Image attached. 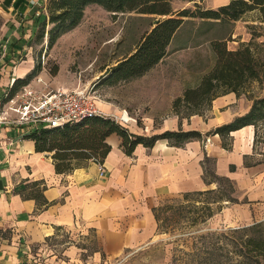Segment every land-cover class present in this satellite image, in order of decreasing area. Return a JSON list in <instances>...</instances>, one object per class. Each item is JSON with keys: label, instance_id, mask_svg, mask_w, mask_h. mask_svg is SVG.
Instances as JSON below:
<instances>
[{"label": "crops", "instance_id": "1", "mask_svg": "<svg viewBox=\"0 0 264 264\" xmlns=\"http://www.w3.org/2000/svg\"><path fill=\"white\" fill-rule=\"evenodd\" d=\"M227 2L222 0L218 7ZM1 4L9 18L0 39V103L14 80L26 76L34 66L30 42L42 24L47 0H1ZM237 45L228 49L235 50ZM157 64L134 79L144 78ZM257 84L253 81L240 95L232 91L219 94L203 114L189 118H179L172 111V101L182 91L169 95L167 101L161 85L149 94L138 90L135 113L146 109L143 126L121 122L131 133L149 136L164 130H198L201 138L185 141L180 147L166 139L150 148L138 144L127 155L121 138L112 133L106 138L111 150L102 160L101 174L93 159L67 173L56 172L51 153L35 150L27 127L0 122V264H81L75 245L65 246L61 258L54 254L46 260L40 257L47 241L64 235L75 240V232L96 242L97 247L87 256L93 264L107 263L126 250L151 244L161 236L155 207L184 193L216 187L214 182H205L204 157L210 158L207 165L217 176L229 178L233 184L235 201H225L221 210L230 224L247 226L264 220V119L262 142L256 145L251 124L231 131L225 139L214 133L217 126L247 113L253 100L264 96ZM116 112L119 107L115 106L105 114L118 120Z\"/></svg>", "mask_w": 264, "mask_h": 264}, {"label": "rangeland", "instance_id": "2", "mask_svg": "<svg viewBox=\"0 0 264 264\" xmlns=\"http://www.w3.org/2000/svg\"><path fill=\"white\" fill-rule=\"evenodd\" d=\"M221 1L198 2L204 8H217ZM170 6L174 12L183 8H194V5L186 0H171ZM163 17L143 14L137 10L112 12L96 4H89L85 7L83 18L78 25L63 36L60 35L52 44L48 43V31L52 24H40L30 42L31 54L34 57L33 68L38 65L39 69L28 83L46 88L84 89L95 96L102 113H109L116 106L119 107V112L116 113L119 114L120 122L126 125L133 122L143 126L142 117L146 109L142 107L135 113L134 97L140 93L138 90L149 94L157 90L156 86L161 85L167 101L170 100L169 95L179 91H182L181 96L184 89L197 85L200 78L213 67L216 55L211 49V40L224 37L227 40V49L236 43L238 48L240 42L250 41L255 29L259 36L254 40L256 44L252 45V49L256 51L259 61L264 62V27L252 30L250 27L258 25L248 16L236 23L229 21L223 25L198 17L184 18L175 38L166 48L167 54L144 78H133L117 84L99 83V78L109 70L108 68L115 66L117 60L125 57L136 46L141 36L152 27L154 21ZM8 18L9 14L0 0V39ZM263 71L261 69L260 73ZM260 80L262 82L257 80V91L263 93L262 75ZM252 85L253 81H249L245 88ZM222 91L224 89L218 87L214 92L219 94ZM203 106L205 105L199 107V110H203ZM179 109L183 118H189L190 109L183 106ZM125 115H128L129 119L121 120L120 117ZM86 163L87 160H74L73 165ZM213 196L194 195L187 199L171 198L161 202L157 212L160 220L157 231L161 235L158 240L126 250L122 256L107 263L96 264H231V258L236 256L231 253L229 231L243 225L230 224L227 213L221 212L226 206L225 201L222 202L220 210L216 209L217 204H213L210 209L204 208L201 200L210 201ZM210 212V215L215 213L208 219ZM74 238L75 240H72L64 235L47 241L40 251L41 260H46L52 254L61 258L65 246L75 245L79 248L81 264H93L87 259L97 247L93 237L86 239L75 232Z\"/></svg>", "mask_w": 264, "mask_h": 264}, {"label": "trees", "instance_id": "3", "mask_svg": "<svg viewBox=\"0 0 264 264\" xmlns=\"http://www.w3.org/2000/svg\"><path fill=\"white\" fill-rule=\"evenodd\" d=\"M171 0H47L46 13L42 21L52 24L48 31V43L52 44L63 33L76 27L84 15L85 7L89 4H96L108 11H131L137 10L143 14H151L162 19H156L150 29L147 30L133 48L129 55L120 59L117 64L110 68L99 79V83L115 84L122 80H131L148 72L155 64L160 62L167 54L166 48L173 39L174 34L183 24L184 18L198 17L203 20H212L223 25L229 21H238L245 16L256 21L258 26L264 27V0H228L217 8H204L198 1L186 0L194 5V8H183L173 11L170 6ZM46 18V19H45ZM255 30V29H254ZM253 30V35L248 42H240L235 50L227 49V40H211V49L216 55V61L207 74L202 76L199 83L194 87L184 89L181 96L176 98L172 104V111L179 118L180 106L190 109L188 115L203 114L212 99L217 95L232 91L236 95L243 92L249 81L258 80L262 82L264 77V62L259 61L257 53L252 49L258 33ZM263 35V34H262ZM39 69L38 65L23 78H17L9 88V94L15 93L21 86L28 84L33 74ZM224 89L222 93L216 94V88ZM202 105L204 109L199 110ZM188 118V117H187ZM264 119V96L255 98L247 113L236 117L232 121L217 126L214 133H218L225 139L231 131L241 129L244 125L255 126V145L262 142ZM115 133L121 138L120 145L123 151L130 155L138 144L145 147L153 146L157 140H167L174 146L180 147L185 141L201 138L198 130H164L160 134L142 135L131 133L120 121L109 115H92L83 120L65 124L62 127L42 128L32 131L28 137L34 142L37 152H50L54 162L55 171L67 173L74 167V160H102L111 150V146L106 142V138ZM228 144L224 142L226 147ZM204 179L208 183H216V187L210 190L188 192L183 194V198L190 196H212L210 201H202L204 208L210 209L213 204H217L216 209L220 210L223 201H235L232 193L233 184L229 178L217 176L207 165L210 158L204 157ZM84 165V164H83ZM42 199V198H41ZM41 204H47L42 202ZM161 206L154 208V217L159 219L157 212ZM215 213V212H214ZM213 213V214H214ZM209 213V218L212 217ZM229 231L231 234V264H264V220L252 223L247 226L235 228ZM239 232L243 234L240 235ZM223 235V234H222ZM221 235V236H222ZM232 256V257H233Z\"/></svg>", "mask_w": 264, "mask_h": 264}, {"label": "built area", "instance_id": "4", "mask_svg": "<svg viewBox=\"0 0 264 264\" xmlns=\"http://www.w3.org/2000/svg\"><path fill=\"white\" fill-rule=\"evenodd\" d=\"M11 114L14 115L12 120ZM92 115L104 113L100 111L95 96L84 89L37 88L28 83L11 95L8 89L0 103V122L14 121L31 132L42 128L62 127ZM120 118L125 121L123 116ZM208 141L207 138L205 142ZM97 162L101 174L104 167L102 162Z\"/></svg>", "mask_w": 264, "mask_h": 264}]
</instances>
